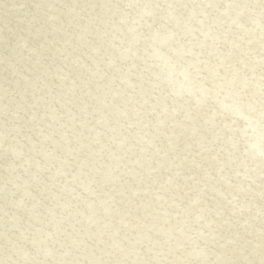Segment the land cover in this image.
<instances>
[{"label":"rangeland","instance_id":"1","mask_svg":"<svg viewBox=\"0 0 264 264\" xmlns=\"http://www.w3.org/2000/svg\"><path fill=\"white\" fill-rule=\"evenodd\" d=\"M0 264H264V0H0Z\"/></svg>","mask_w":264,"mask_h":264}]
</instances>
